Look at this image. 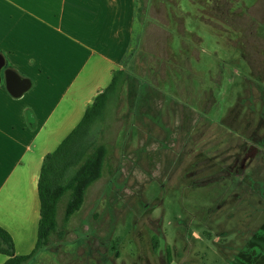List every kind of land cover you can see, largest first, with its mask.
<instances>
[{
	"label": "rangeland",
	"instance_id": "obj_1",
	"mask_svg": "<svg viewBox=\"0 0 264 264\" xmlns=\"http://www.w3.org/2000/svg\"><path fill=\"white\" fill-rule=\"evenodd\" d=\"M136 1L102 177L27 264H264V0Z\"/></svg>",
	"mask_w": 264,
	"mask_h": 264
},
{
	"label": "crops",
	"instance_id": "obj_2",
	"mask_svg": "<svg viewBox=\"0 0 264 264\" xmlns=\"http://www.w3.org/2000/svg\"><path fill=\"white\" fill-rule=\"evenodd\" d=\"M136 11V0H0V54L31 82L19 98L0 84V227L16 255L36 243L43 159L123 69Z\"/></svg>",
	"mask_w": 264,
	"mask_h": 264
},
{
	"label": "trees",
	"instance_id": "obj_3",
	"mask_svg": "<svg viewBox=\"0 0 264 264\" xmlns=\"http://www.w3.org/2000/svg\"><path fill=\"white\" fill-rule=\"evenodd\" d=\"M127 77L124 68L114 72L110 84L87 107L76 127L44 157L37 184L40 218L35 246L29 254L16 255L11 235L0 227V254L7 257L4 264H27L48 245L59 212L62 211V222L66 224L81 209L86 191L102 177L108 157V148L101 142L102 125L119 101ZM157 245L158 237L154 235V251Z\"/></svg>",
	"mask_w": 264,
	"mask_h": 264
},
{
	"label": "water",
	"instance_id": "obj_4",
	"mask_svg": "<svg viewBox=\"0 0 264 264\" xmlns=\"http://www.w3.org/2000/svg\"><path fill=\"white\" fill-rule=\"evenodd\" d=\"M2 82L13 98H19L31 87L29 79L22 78L14 70L6 68L4 57L0 54V84Z\"/></svg>",
	"mask_w": 264,
	"mask_h": 264
}]
</instances>
